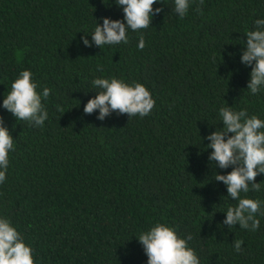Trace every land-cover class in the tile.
<instances>
[{"label": "trees", "instance_id": "trees-1", "mask_svg": "<svg viewBox=\"0 0 264 264\" xmlns=\"http://www.w3.org/2000/svg\"><path fill=\"white\" fill-rule=\"evenodd\" d=\"M157 7L148 28L129 29L127 44L99 48L81 37L91 42L103 17L123 20L116 0H0V116L14 138L0 217L34 264H147L137 237L156 223L191 234L200 264H264V215L256 231L222 223L237 201L214 177L232 166L208 160L206 139L225 106L264 120V89L250 94L251 66L240 62L264 0H195L183 18L174 0ZM23 70L38 92L50 89L42 127L2 106ZM113 77L146 86L155 100L147 116L84 113L99 91L92 81ZM255 181L261 190L241 195L264 202V174Z\"/></svg>", "mask_w": 264, "mask_h": 264}, {"label": "clouds", "instance_id": "clouds-1", "mask_svg": "<svg viewBox=\"0 0 264 264\" xmlns=\"http://www.w3.org/2000/svg\"><path fill=\"white\" fill-rule=\"evenodd\" d=\"M158 0H116L122 6L124 17L110 19L103 17V24H97L91 34V42L82 36L87 47L93 43L101 48L104 45L128 43V31H139L151 25L152 17L162 11L153 5ZM195 0H174V11L183 18L191 3ZM204 0H199L202 5ZM199 11L202 8L197 6ZM246 43L240 56V62L251 66L247 88L255 95L264 89V19L255 21V30L246 34ZM138 48L145 47L141 35ZM98 71H103L98 66ZM96 94L84 104V113L92 114L99 110L97 119L104 120L112 112L127 114L128 117L147 116L155 106V100L145 85L139 82L128 84L118 78H96L92 81ZM38 83L32 79V72L23 70L12 82L11 90L3 99L2 106L16 120L28 121L34 126H43L48 118L42 100L49 97L50 89L37 91ZM61 113L65 110L60 109ZM222 126L209 133L206 139L212 149L208 160L215 162L221 169L232 166L226 174L216 173L214 179L222 181L227 187L228 197L237 201L228 207L223 224L228 228L239 225L240 228L256 231L260 226L257 214L264 215V202L248 198L250 191L261 190L260 183L255 181L258 174H264V120L256 115L249 116L246 109L234 110L225 106L219 110ZM14 148V138L0 116V183L6 179L9 166V151ZM147 255V264H200L199 258L188 241L191 234L181 237L174 227L156 223L149 230L137 237ZM242 240L234 241V249L242 251ZM0 264H34L32 249L26 245L22 235L11 224L8 218L0 217Z\"/></svg>", "mask_w": 264, "mask_h": 264}]
</instances>
